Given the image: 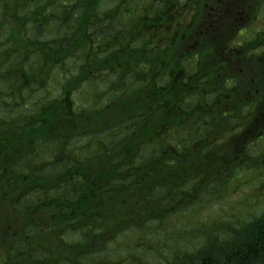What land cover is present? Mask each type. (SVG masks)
<instances>
[{
	"label": "trees",
	"instance_id": "trees-1",
	"mask_svg": "<svg viewBox=\"0 0 264 264\" xmlns=\"http://www.w3.org/2000/svg\"><path fill=\"white\" fill-rule=\"evenodd\" d=\"M140 3L0 0V81L32 105L29 115L0 96L22 120L20 130L0 121V264H122L114 253L123 232L192 209L208 176L229 180L242 160V134L228 145L222 134L173 129L197 115L184 104L191 87L167 77L180 67L164 65V45L154 51L153 12ZM252 226L264 230V213ZM241 228L231 255L239 261L249 241ZM197 248L187 255L205 251Z\"/></svg>",
	"mask_w": 264,
	"mask_h": 264
},
{
	"label": "flooded vegetation",
	"instance_id": "flooded-vegetation-1",
	"mask_svg": "<svg viewBox=\"0 0 264 264\" xmlns=\"http://www.w3.org/2000/svg\"><path fill=\"white\" fill-rule=\"evenodd\" d=\"M150 1L154 51L164 45V65L170 66L173 61L180 67L176 72L170 70L167 77L175 75L176 81L185 83L181 85L194 88L199 111L212 119L213 128L221 132L230 125V135L251 133L261 137L264 0ZM257 218L252 216L248 226L255 246L264 243V230L254 233L256 228L252 226ZM238 262L259 264L264 262V255L256 251Z\"/></svg>",
	"mask_w": 264,
	"mask_h": 264
},
{
	"label": "rangeland",
	"instance_id": "rangeland-1",
	"mask_svg": "<svg viewBox=\"0 0 264 264\" xmlns=\"http://www.w3.org/2000/svg\"><path fill=\"white\" fill-rule=\"evenodd\" d=\"M133 9H135V5L133 4ZM91 92H93V89H91ZM209 118V117H208ZM248 120V119H247ZM206 131V129H203V133ZM176 136V134H174ZM254 136L253 134L246 135L245 138L248 136ZM262 140V139H261ZM259 140L258 143L261 141ZM260 147H264V139L259 143ZM242 148L244 151H248V147L246 145H242ZM255 156H263V153H255ZM246 162L251 166L253 164L252 161L246 160ZM236 170L230 172L232 177H229V183L227 184V189L229 193H227L225 196L227 198H217L214 194V192L210 193V195L206 196V199L203 202V206H200L198 208V214H181L174 217H171L169 215L167 217V221L170 226H156L154 223L152 226H146L148 231L146 233H139L134 230H129L126 232H123L119 238L118 241V249L115 248V255H123L124 259L128 261L130 259V256L133 255V253L136 256H140L142 258H147L151 256V258H147L150 261H152L154 264L157 261L158 257L160 256V252L164 254V256L167 257V259L172 261H183L186 264H189L190 261H187L189 259L187 253L184 249L175 251L174 248H176L178 245L181 246L185 245V247L188 248L189 252H194L197 249H193L192 244H196L195 237L193 235V232H200L201 237L199 240V244L204 247V250L202 254L204 255L207 251H212L214 249L215 244L220 243L222 239L227 241L228 243L234 238H237L238 231L239 230H224L222 233L218 235V233L215 230L216 226H232L233 228H238L240 225L237 223L238 221L233 218H227L226 215L222 214V210H227L229 215H232V211L234 213H237L238 210H235L232 208L233 204L237 202L244 201L243 197L247 196H254L259 195L262 196L261 199L256 200L258 203V209L264 206V187L260 188V182L259 183H253V179L249 181L252 177H254V174H258L260 170L256 168V170H251L250 168L247 169L243 164L237 163L236 164ZM255 169V168H254ZM236 177H238V181L240 183L243 182V180H247L245 183L240 184L236 187L232 186V183L237 182ZM259 187V189H257ZM242 195L243 197H241ZM257 197V196H256ZM202 202V201H201ZM254 202V201H251ZM220 213V214H219ZM217 215V218H220L221 220H211L215 219ZM242 221V219H240ZM243 226V225H241ZM244 229V226L241 228V230ZM140 242V246L133 247L132 245L134 242ZM176 244L173 248L171 247V250H162L163 244ZM193 242V243H192ZM204 242V243H203ZM7 243H12L11 240H8ZM203 243V244H202ZM239 243L238 242H234ZM124 244H131L128 246H125ZM147 244L152 245L151 248L153 249V252H151L150 255L146 254V246ZM192 245V246H191ZM179 246V247H180ZM112 252V250H111ZM133 252V253H131ZM140 261V259H138ZM125 264H128V262H125Z\"/></svg>",
	"mask_w": 264,
	"mask_h": 264
},
{
	"label": "bare ground",
	"instance_id": "bare-ground-1",
	"mask_svg": "<svg viewBox=\"0 0 264 264\" xmlns=\"http://www.w3.org/2000/svg\"><path fill=\"white\" fill-rule=\"evenodd\" d=\"M161 1L165 2V3L167 2V0H161ZM19 2L20 3H25L26 0H19ZM133 4L135 5V3L131 4V9H133ZM150 8H151L150 3L146 2V1H141V3H140V12L141 13L147 12ZM0 46L1 47H5V45L1 44V43H0ZM107 83L108 82H107V78L106 77L98 79V84L99 85H104L105 86V85H107ZM9 87H10L9 85H5L3 87V83H2V81H0V96L3 95L4 99L8 98L10 101L12 100L17 105H20V106L22 105L23 107H25L26 112L30 115L32 105L29 104V103L31 101L28 102V100L26 98H24V96H22L20 94H17V91L14 92V91L10 90ZM28 89H34V87L32 85H30ZM81 89H84V87H82ZM91 89H93L92 88V84L90 85V90ZM80 93H81V90L77 91L76 94H75L76 97L79 100L81 99ZM28 95H29V97H28L29 99L36 97V95H37L36 90L35 91H31V92L29 91ZM197 97H198V95L195 93L194 88L191 87V90H189V92L186 94V97H185L186 99H185V103L184 104H186L185 108L187 110H188V108L190 106H192V110H193L194 113L199 111L198 104H197V102H195ZM183 111H184L183 106H180L179 112L182 113ZM188 112H190V111H188ZM15 116L16 115H12V114L8 113L6 111V109L4 108L3 104L0 102V121H2L3 123H6V124H8L10 122L11 126H14L16 130H20L19 126L22 125V120L14 118ZM180 126L173 127V129H176L175 131H178L180 129L182 132L189 131L188 128H181ZM229 127H230V125H227V128L224 129L225 133H229V131H230ZM174 134H176V136L178 135L176 132ZM53 170L54 169H49V170L44 171V172L47 174L48 172L53 171ZM207 179L210 180V184L208 186L209 191L206 192V196L210 195V193L214 192V194H215V196L217 198H222V199L227 198V196H225V195L227 193H229V192L226 191L227 189L221 184V182H220V180L218 178H216L214 181H212V179H210V176H208ZM245 182L246 181H244V183ZM240 196L243 197L242 195H240ZM243 199H244V201H242V202H244L245 204H248L250 202V201L246 200L244 197H243ZM237 201H240V200H237ZM222 214L226 215V217L230 216L227 210H222ZM234 216H235V213H234V211H232L231 217H234ZM216 218H217V215H216ZM227 218H229V217H227ZM157 226H158V224H157ZM162 226H164V224H162ZM237 236H239V235H237ZM252 238H253V236H250L248 234L246 242H247V240H251ZM195 241L198 242L199 240H195ZM234 242H238V238H234V240L233 241L231 240L229 243L227 241H225L224 239H222L220 243L215 244L214 249L212 251H210L207 256L204 257L203 254L194 255V254L190 253V254H188L189 259L187 261H190L189 264H199V263H201V264H233V263H239L237 258L234 259L231 256L237 250L236 244H238V243L235 244ZM162 244H163V242H162ZM176 244L171 245V244H166L165 243V244H163L162 250H164V251L166 249L167 250H171V247L173 248ZM245 245H246V243H245ZM179 246L180 245H178L174 249L178 250V248H180L181 250L184 249L186 253L189 252L188 248L185 247V245H183V243L181 244L180 247ZM258 247H260V244H258L254 248L249 247L248 251L245 252L246 253L245 255H248L249 253L250 254L256 253V251L259 252ZM195 249L198 250L197 247ZM204 255H206V254H204ZM147 258H151V256H149ZM147 258H142L139 255L136 256L135 254H133L132 256H130V259L128 260V262H131L133 264H154L152 261H150ZM138 259H140V261H138ZM55 261H56V259L53 260V262H55ZM180 262H182V261H180ZM155 264H179V262H177V261L170 262L167 259L166 256L160 255L158 257L157 261L155 262ZM243 264H245V263H243Z\"/></svg>",
	"mask_w": 264,
	"mask_h": 264
}]
</instances>
